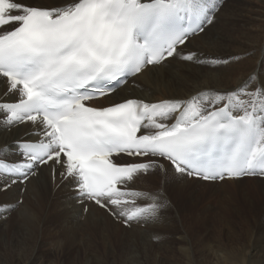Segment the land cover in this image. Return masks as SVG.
Listing matches in <instances>:
<instances>
[{"label":"snow or ice","instance_id":"1","mask_svg":"<svg viewBox=\"0 0 264 264\" xmlns=\"http://www.w3.org/2000/svg\"><path fill=\"white\" fill-rule=\"evenodd\" d=\"M219 3L63 0L50 6L0 0V77L4 95H18L17 102L0 100V124H30L26 135L36 137L13 141L24 159L0 162V175L23 182L35 168L51 165L55 175L59 166L76 196L126 224L155 218L168 203L160 192L132 187L152 170L171 168L211 181L264 176L259 67L230 91L208 89L155 103L135 98L107 106L88 103L111 95L149 65L176 56L201 62L178 46L213 22ZM253 82L259 86L248 90ZM9 150L6 144L0 153ZM125 156L146 159L125 161ZM9 187L4 183L0 190Z\"/></svg>","mask_w":264,"mask_h":264},{"label":"bare ground","instance_id":"2","mask_svg":"<svg viewBox=\"0 0 264 264\" xmlns=\"http://www.w3.org/2000/svg\"><path fill=\"white\" fill-rule=\"evenodd\" d=\"M260 1L261 4H263L261 6H264V0ZM28 2L33 4L58 6L63 0H28ZM232 2L233 0H225L223 6L214 18V21H216L220 17H226L222 22L220 30L216 29L217 31H214L216 23L214 24L213 21L201 34L192 37L188 40L187 44L184 45L183 50L187 49L185 54L189 52L196 53L199 59L201 58L205 60L204 63L198 64L195 59L193 60L195 62L178 61V58L173 57L168 61L169 63L166 62L160 66H152L145 72H142L137 77L140 87H133V84L128 83L117 93L104 99L100 106H105L113 102H120L124 98H138L147 102H157L167 99H188L196 95L198 92L208 89H214L221 92L230 91L236 89L247 80L250 73L257 67H259L260 70L259 78L261 83H264V8L263 10L245 8L239 13L237 9H234L236 5L234 7L230 5ZM240 21L244 22V27L236 26V22L237 25H239L238 22ZM228 28L232 30L228 31ZM223 29L224 31H222ZM233 30L237 32L236 36L233 35ZM204 51L216 53V56H220L222 53V55H224L223 61H227L228 64L216 67L215 64L217 63H212V61L222 60V58H204L202 56ZM250 51H253V53L249 56L247 55L244 58L230 59L240 55L245 56V54ZM203 64H208L209 66H202ZM185 69L189 70L188 75L181 74V70L184 71ZM258 86V84L253 82L248 86V90H252ZM6 90L5 79L0 77V100H6V98H2ZM217 107H219V105H217ZM8 128L9 127L0 124V148H3V146L7 144L10 146V150L16 149L17 147L13 144V141L27 140L22 138V136L32 130L30 124H21L17 127H12L11 129ZM56 168L57 171L54 175L51 165L42 166L36 174L30 177L27 181L26 189L23 194H21L22 185L19 184L18 181L8 190H0V228L6 225L5 223L8 224L12 221H20V226L16 233L18 236L16 244H10L11 242L9 239H5L7 235H11L14 222L12 223L11 228L6 229L3 227V230L0 231V264H56L51 260L52 257L48 256L47 251H51V248L63 250L65 245L66 249L78 248L81 243L80 240L83 241L82 246L86 248V251L90 250V253H92L91 255L94 254L93 249L95 250V248H97L95 247L97 245L95 243L103 244L104 249L108 248L106 242L109 241L108 235H110V233H115L113 227L115 225L117 226V224L111 221V215H108L105 208L103 209L100 206L98 209L106 213L107 220L104 224L95 218V216L88 210L97 209V205L94 204V202H88L85 199L76 196L74 186L71 185L68 180L61 177L60 172L62 169H60L59 166H56ZM159 174L161 177H159L158 186H155L158 184L156 182L158 181L156 180L157 176L156 174H153L147 176V178H139L137 188L152 193L160 192L163 197L171 200L176 193L182 191V189H186L182 188L183 185L178 184L182 181L183 183L198 182L202 183V185L212 184L196 179L189 180L185 176H177L170 172H167L166 174L159 172ZM140 179H145L141 185H139V182L141 181ZM248 181L252 182L245 183ZM8 182L9 181H3L0 178V186ZM243 182L246 184H244L245 186L243 185V190L260 195V197L262 196V199H264V179L243 178L239 180H227L224 183H233L237 185L239 183L243 184ZM144 186H147L148 188ZM182 196L183 195H181V197ZM20 198H23V202L18 206V215H14V212H11L9 217L6 218L5 216H7V213L9 212L7 206L16 205V202H19ZM248 203L249 202H247V204ZM188 205L190 206V204ZM159 210L158 212H161ZM156 219L158 218L156 217ZM57 223L60 224V228H58L57 231H55L54 236H52L51 234H53V232L50 228H53ZM151 226H153V224ZM39 233L41 239H39ZM85 233L86 237L80 239ZM8 237H10V240L13 239L11 236ZM33 238H35V245L31 246ZM40 240L41 242L39 243ZM109 244L111 245L110 248H114L111 241H109ZM36 247H38V249H36ZM2 249L5 252H2ZM42 250L47 252V254L42 252L43 258L39 256L40 254L42 255V253L39 254ZM128 255L126 254L125 259ZM229 257L230 256L224 257V261L218 259L216 264L224 262L226 264V261L228 264H242L238 261L239 259L236 260ZM235 258L239 257L236 256ZM121 262H124V260L121 259Z\"/></svg>","mask_w":264,"mask_h":264},{"label":"rangeland","instance_id":"3","mask_svg":"<svg viewBox=\"0 0 264 264\" xmlns=\"http://www.w3.org/2000/svg\"><path fill=\"white\" fill-rule=\"evenodd\" d=\"M230 5L232 7L236 5L234 9H237L239 13L245 8H252V10H263L264 8V6H261L263 4H261L260 0H233ZM223 17L214 21V24L216 23L214 31L221 29L222 22L226 18L225 16ZM238 24L236 22V26H245L244 22L241 21ZM227 30L232 29L228 28ZM233 35L236 36L237 32L234 31ZM252 53L253 51H250L245 56L240 55L237 57L244 58ZM216 55V53L209 51L202 53L204 58H222L220 61H223L224 55L222 53L221 55L219 54L220 56ZM227 64L217 63L215 66ZM202 66L209 65L203 64ZM181 74L188 75L189 70H181ZM156 176L158 184L155 186H158L159 176ZM224 182L210 185H202V183L198 182L183 183V181L178 183L183 185L182 188H186L184 189L185 191L182 189V191L176 193L178 197L175 195L173 199H167L168 203L165 204L163 210L161 207L159 208L160 210L158 209L161 211L157 213L158 216L156 217L158 219L156 217L150 219V224L147 222L144 228L139 224L127 227L105 209L108 215H111V221L117 224V226L113 227L115 233L108 235L109 241H111L114 248H110L109 241H106L108 247L106 249L103 248V244L95 243L97 248L93 249L94 254L91 255L90 250L86 251V248L82 246L83 241L80 240L86 237L85 233L79 239L81 243L78 248L76 247L77 249H66V245L63 250L51 248V251H47L48 256L52 257L51 260L56 264L57 262L58 264H120L121 259L124 260L121 264H128V262L129 264H216L218 259L224 261V257L227 256L232 259H239L238 261L242 264H264V199L260 195L243 190V185L252 181L237 185L233 183L225 184ZM181 195H183L182 197L185 200L182 199ZM247 202L249 203L247 204ZM20 204L19 199L16 205L11 206L5 217H9L11 212H14V215H18V206ZM96 208H100L99 205ZM97 209H89L88 211L105 224L107 220L106 213ZM12 223L11 235H7L5 239H9L10 244H16L18 241L16 233L20 226V221L5 223L6 225L3 227L6 229L11 228ZM152 224L153 226H151ZM3 227L0 228V231L3 230ZM58 228H60L59 223L50 228L53 232L52 236H54ZM38 235L39 239H41L40 233ZM8 236L13 237V239L10 240ZM34 245L35 238L31 242V246ZM2 252L5 251L2 249ZM42 252L47 254L44 250L40 251L39 254ZM43 253L39 255L42 258ZM126 254L129 255L125 259ZM236 256L239 258H235ZM221 264H225V262ZM226 264H228L227 261Z\"/></svg>","mask_w":264,"mask_h":264}]
</instances>
